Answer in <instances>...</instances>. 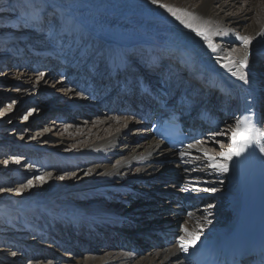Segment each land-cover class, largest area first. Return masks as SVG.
<instances>
[{"label": "rangeland", "instance_id": "1", "mask_svg": "<svg viewBox=\"0 0 264 264\" xmlns=\"http://www.w3.org/2000/svg\"><path fill=\"white\" fill-rule=\"evenodd\" d=\"M245 1L249 2V0H241L238 4L245 3ZM150 5L145 6L140 1L134 2L133 0H106L100 3L92 0H0L1 199L8 196L18 201L27 200L31 194L43 191L46 185L37 177L45 174H53L58 185H66L69 182L73 185L87 180L90 176L87 169L96 166L98 162L91 163L80 159L79 154L87 151L95 140L100 139V135H107L98 128L99 125L96 121L99 118L115 116L136 123L133 117L118 115L116 110L109 112L108 109H102L101 105L95 108L90 106L91 103L88 106L84 105L89 101L83 96L84 94L89 96L88 92L84 91L87 88L98 90L100 98L104 101L107 93L101 92L100 83H92L86 87L84 83H79V71L74 73L73 63H76L81 68L79 70L84 73L86 69L90 70L91 68L88 73L104 81L106 74L111 70L109 69V55L120 49L125 53L129 62L124 68L130 66V69L136 72L133 74L140 75L138 80L127 77L136 85L154 84L160 90L173 89L176 87L170 80L173 77L172 79L178 85V90L182 91L184 96L201 92L204 87L195 82L196 80L201 83L199 78L185 75L181 64H178L174 60L175 58H171L172 55L170 58L158 59L155 70H147L149 67L146 60V57H149L148 54L156 48L164 47L165 44L160 37L153 39L154 37L148 34L149 28L144 24L147 26L152 23L157 26L169 24L165 18L153 13L154 6L157 5L153 3ZM234 12L225 11L226 14H234ZM237 12L238 9L235 13ZM231 34L229 49L240 48L243 50L242 42L236 39V36L241 32H231ZM151 37L152 39H150ZM226 44L227 42H224V45ZM259 54V51L250 53L255 60L251 58L250 65L246 68V72L256 77L264 75V55H261L262 58H260ZM39 57L44 58L45 61L43 60L44 62L41 63L38 61ZM51 59H56L57 64H61V66L59 68L53 65L47 66V61ZM111 71L115 75L118 70ZM144 76L148 77L147 81H144ZM218 92L214 89L208 92L210 97L214 95L213 98H215V102L210 106L224 104L220 100L223 95ZM259 100L261 101L262 98ZM91 101L94 100L91 98ZM262 101L261 112L264 119V100ZM76 105L80 106L83 111L78 110ZM73 106L76 107V110ZM225 119L226 124L223 125L220 132L201 141L205 149L215 157H218V153L222 149L225 150V147L231 143L227 130L228 126L233 123L230 122L232 119ZM105 127L112 131L117 129L108 125ZM262 127L264 128V124ZM69 128L73 134L70 133L71 131H67ZM122 128L123 125L120 130ZM77 130L83 131V135L91 132L86 138H82L81 135L78 139V135L74 136ZM207 141H212L214 144ZM5 161H7L6 164ZM160 176L158 181L161 185L170 183L168 191L176 195L184 193V183H175L174 185L171 180L174 173H170L166 177H162L165 175ZM29 181L33 186L22 188V185H27ZM219 186L220 184H217L214 188L218 189ZM132 188L143 191L141 189L143 187L132 186ZM144 189L149 191L146 195L152 194L150 184ZM164 192L155 195V198L161 202L165 198ZM106 193L111 196L110 198L116 196L113 195L112 190L106 191ZM216 198L218 199L214 197L206 204H198L194 213L183 214L181 212L180 215L186 219L188 216H197V219L203 224L207 223L204 219L207 217V220L216 223L222 219V216H218L214 210V206L220 202L219 197ZM72 201L80 204L88 203L90 198L82 201L72 199ZM174 203L171 199V209H173ZM178 209L184 210L181 207ZM174 213L179 215L177 212ZM145 217L146 219H141L143 217L137 215L135 218H129L130 223L133 225L138 223L137 225L140 227L137 228L135 225L130 230L134 231L137 228L138 231H144V227L151 225L152 222L155 224L164 217V214L159 216L149 213V216ZM40 218L42 220H39ZM186 219H179V224H184ZM189 221L192 223V220ZM58 225L62 224L51 223L48 217L39 214L38 210H33L30 206L20 207L15 203L10 206L0 204V264H68L71 259L85 258L87 253L94 256L106 250L100 245L91 243L90 252L82 251L70 242V238L65 237L66 233L71 232V229L66 226L69 224L62 225L66 226V233L62 232V227ZM82 227L85 226L82 225L78 228ZM39 230H42L43 234H40ZM180 232L181 228L169 232L175 239H171L170 243L165 244L164 240L160 238L162 240L160 244L165 245L166 248H171L176 243L179 244ZM154 234L152 238L155 239L156 235L158 237V233ZM131 237H133L131 240H134V243H139V248L143 247L141 246L144 242L142 238ZM113 238L116 239V235ZM51 239L56 242H51ZM63 243L66 245L68 243L72 247L68 248L64 245L65 249ZM117 246L119 247V243ZM121 250L129 252V249ZM130 252L135 253L131 250ZM137 255L141 256L142 254Z\"/></svg>", "mask_w": 264, "mask_h": 264}, {"label": "bare ground", "instance_id": "2", "mask_svg": "<svg viewBox=\"0 0 264 264\" xmlns=\"http://www.w3.org/2000/svg\"><path fill=\"white\" fill-rule=\"evenodd\" d=\"M92 1L100 3L106 0ZM133 1H140L145 4V6H151L150 4L152 3V0ZM240 1L241 0H160L162 4L182 10V18L197 24L207 21L208 28L213 33L219 30V34H213L211 37L216 51L209 48L206 41L197 36L190 28L185 27L180 20H177L165 8L160 7L159 4L154 6L153 13L165 18L169 24L167 26H157L155 23L149 26L144 24L145 27L149 28L150 32L148 34H151L152 37H154L153 39H155V37H160L165 44L164 47L156 48L149 54L147 53L149 55V57H146L148 62L147 65L149 66L147 70H155L157 68L158 59L162 57L170 58L172 55L171 58H175L174 60H176L178 64H181L183 73L194 78H199L201 83L196 80L195 82L204 87L199 94L194 93L193 95L185 93L187 96H184L179 93L180 90H178V85H176L172 77L170 80H172V83L176 87L168 89L170 93L174 92L175 94H181L176 95V100H187L188 102H186V104H194L195 109H199L200 111L209 110L210 113H212V110L209 109V105L215 102V98H213L214 95L210 97L208 92L213 89L218 90V93L223 95L220 100L224 103L222 104L223 106L216 107L218 116L222 114L225 115L223 118H233L234 123L238 121L239 111L236 105L241 91H252V94L258 96V101L260 98L264 100V75L261 77L252 76L246 72V68L242 69V71L248 73V83L240 80L238 75H233V73L238 70L239 60L243 57L245 50H241L240 48H235L234 50L229 49L231 47L229 43L232 39L231 32H241V36L246 35L253 37L248 47L249 65L250 60H255L250 53L252 54L259 51L260 54L258 57L260 58H262L261 55H264V0H249V2L246 3L245 1V3L239 5L238 3H240ZM236 9H238L237 13H235ZM226 10H231L232 13L233 11L235 12L234 14H226ZM183 13L191 15H183ZM192 17L195 18L194 21L191 20ZM152 37L150 39H152ZM224 42H227V44L224 45ZM113 48L116 47L113 46ZM228 56L236 61V63L230 65V69L223 66L227 62L224 58ZM43 60L45 61L44 58L39 57L38 61L42 63L44 62ZM47 62V66L53 65L56 68L61 66V64H57L56 59H51ZM128 63L125 53L119 49L109 55V69L118 71L113 75L112 71L109 70V73L112 75L110 76L109 73L106 74L104 81H101L100 78H96L94 75H90L88 72H90L91 68L90 70L89 68L86 69L87 72L85 71V73L79 70L81 68L77 66L76 63H73V71L74 73L79 71V81L84 82L85 87L92 83H100L99 87H102L101 92L107 93L108 95L106 94V96L109 97V99H114L116 97V103L122 104V101H130L132 99L130 96H128L127 99L126 89H132L134 92L138 91V86L135 82L127 79L128 75L136 73L133 69H130V66L129 68H124L127 67ZM84 78L88 81L85 82ZM146 78L148 77L144 76V81H147ZM121 79H123L121 85L124 84L125 87L120 88L123 91L118 95V93H114V91L115 88L118 87ZM133 80L136 79L133 78ZM150 86L153 88L152 85ZM146 89L150 91L148 88ZM260 89L262 90L259 91ZM89 91L94 93L92 88H90ZM85 95L86 94L83 96L89 101L84 105L88 106L91 103L92 105L90 106H92V108L96 106L100 107V97L95 98L96 100L92 98L94 101H91V95L88 94V97ZM229 103H231L234 108L229 107ZM179 105L182 106L183 104ZM73 107L75 110L76 107L78 110L81 109L78 105ZM101 108L106 109L103 107ZM214 109L215 107L213 110ZM58 118L60 120V116ZM63 118L65 119V117ZM96 122L99 125L98 128L107 135H100V139L96 137L97 140L88 147L87 151L79 154L80 159L90 161L91 163L98 162L96 166L87 169L90 175L87 180L74 183L73 185H71V182L66 185H58L53 174H45L43 175V177H45L43 184L46 185V188L41 192L31 194L27 200L18 201L8 196L2 199L0 198V204L2 205L10 206L15 203V205L20 207L30 206L33 210H38L39 214L48 217L51 223L59 222L62 225L69 224L66 226L71 229L70 233L65 232L66 226H58H61L62 232L66 233L65 237L70 238V242L84 252H90L91 243L106 248V250L101 251L99 255L91 256L87 253L85 258H76L77 260L71 259L68 261V264H189L188 256H190L191 252L196 247L207 242L219 241L233 229L238 219L237 214L241 203V196L252 198V193H257L246 181L242 182L246 187L244 189L240 188L238 170L244 168L237 167L238 157L234 156L232 160L226 161L229 171L227 173H220L211 167L210 161L204 156V151L206 149L202 142L195 143L191 145V147L188 146L181 155H178L176 153H171L161 142L155 140L146 125L139 122V120L133 123L132 121L129 122L126 119H122V117L114 116L99 118ZM120 123L123 125L121 130L120 128L122 125H120ZM107 125L117 129H113L112 131L110 128L108 129V127H105ZM85 126L87 127V125ZM234 127L235 125L228 126L227 132L229 134V139ZM258 130L264 131V128L259 126ZM67 131L70 132V128L67 129ZM96 131L98 132V130ZM87 132L89 131L87 130ZM70 133L73 134L72 131ZM89 133L83 135V131L77 130L74 136L76 137L78 135L77 137L79 139L82 135V138H86ZM261 141L264 146V137L261 138ZM207 142L214 144L212 141ZM231 146L230 143V145L225 147V150L222 149L221 152H227ZM221 152H219L218 157H216L218 162H224L220 160ZM97 170H99L100 173ZM170 173H174L171 180L177 179V184L181 182L184 183V193H177L176 195L168 191V185L170 183H167V185H161L159 183L158 180L161 177L160 175H165L162 177H166ZM149 184L151 185L152 194L146 195L148 189H144V187ZM217 184H220V186L222 185V187L220 188L219 186L216 192L205 191V189L212 188ZM132 186L135 188L143 187L141 188L143 191H139L137 188L133 189ZM111 190L113 191V195H116L113 198H110L111 196L106 193V191ZM163 191H165L163 196L168 195L171 197L175 195L177 199H186L187 202L195 205V208H198V204L207 203L202 198V195L206 196L205 194H210L214 197H219L220 202L217 203V206L214 204V210L217 212L218 216H222V219H219L216 223H212L211 221V223L206 224L200 222L197 216H188L186 219L180 215V213L186 214L190 212L184 211L185 209L182 207V210H184L180 211L176 203H174V211H172L173 209H171L172 207L170 206L171 199L168 200L163 198L160 202L155 198V195ZM88 198H90V202L88 203L80 204L72 201V199L82 201ZM174 212H177L179 215H175L176 213ZM149 213H155L159 216L164 214V217L160 218L155 224L152 222L151 225L144 227V231H138V223H134L137 228L132 231L134 234H130V236H138L143 239L144 242H142L141 245L143 247L139 249L143 250L144 254L138 256L136 253H131L130 249L129 252H125L118 248L115 244L117 241L113 236H128L126 234L130 233V228H134V225L129 222V218H135L139 215L143 217L141 219H146L145 216L148 217ZM179 219H186V222L184 224H179ZM39 220L42 219L40 218ZM189 220H192V223H190ZM113 223L121 224V227L113 226ZM82 225L85 227L78 228ZM179 228H181L179 236H183L185 239H188L184 232L185 228L190 232L199 231L200 233L196 245L190 247L187 253L181 250L180 243H176L171 248H166L165 245L160 244L162 242L161 239L164 240L165 244H168L165 240L175 239L170 233L168 236L165 235V238L156 237V242L153 244L144 237H141L146 235L152 236L155 235L154 233L160 232H174ZM114 231L117 233H114ZM149 232L152 234H149ZM39 233L41 234L42 230H39ZM85 238L91 239L85 241ZM132 238L133 237H131V239ZM51 242L56 241L52 240ZM131 242L132 241H129V243ZM170 242L171 241H169V243ZM105 243L106 245L103 246ZM135 243L137 245L139 244L137 242ZM64 245L68 248L72 247L68 243L67 245L63 243V246ZM65 246L63 248L66 249ZM84 246L89 248L87 249Z\"/></svg>", "mask_w": 264, "mask_h": 264}, {"label": "snow or ice", "instance_id": "3", "mask_svg": "<svg viewBox=\"0 0 264 264\" xmlns=\"http://www.w3.org/2000/svg\"><path fill=\"white\" fill-rule=\"evenodd\" d=\"M153 4H159L160 7L165 8L169 13H171L177 20H180L182 24L185 25V27L190 28L193 32L196 33L197 36L201 37L204 41L207 42L208 47L211 48L213 51H216V48L214 47L212 43V35L213 34H219V30H217L216 33H213L208 28V22L203 21L202 23H193L189 20H186L182 18V10L172 8L168 5L160 3V0H152ZM183 15L190 16L191 14L183 13ZM191 20H195L194 17L191 18ZM236 39L242 42V46L244 48V55L239 60V67L237 72H234L233 75H238L239 79L244 81L245 83H248V73L242 71V69L249 67L248 62V47L252 42L253 37L251 36H241L237 35ZM226 63L223 65L225 68L230 69V65L236 63L232 57L228 56L225 57ZM27 118V117H25ZM247 118H245L246 120ZM241 124H245L243 128L240 127ZM264 137V131H260L255 128L254 125L249 121L245 123V121H237L236 126L231 132V147L227 150V152H221L220 160L224 162H218L217 158L213 155H211L207 150L204 151V156L210 161L211 167L215 169L216 171L220 173H227L229 171L228 164L226 161L232 160V158L239 157L242 153L245 152V150L253 145H260L261 138ZM191 147V145H189ZM259 151L261 153H264V146H260ZM18 162V161H17ZM5 164L7 161L4 162ZM37 179L44 181L45 177H37ZM32 187V182L29 181L27 185H22V188ZM205 191L209 192H216L217 189L212 187L205 189ZM211 207V205H209ZM207 223H211L210 220H207V217L204 218ZM202 231V229H201ZM184 232L186 233L188 239H185V237H180V248L183 252L187 253L190 247H194L196 245L197 240H199L200 233L197 232H190L187 228L184 229ZM15 255V253H13Z\"/></svg>", "mask_w": 264, "mask_h": 264}, {"label": "water", "instance_id": "4", "mask_svg": "<svg viewBox=\"0 0 264 264\" xmlns=\"http://www.w3.org/2000/svg\"><path fill=\"white\" fill-rule=\"evenodd\" d=\"M150 233V232H149Z\"/></svg>", "mask_w": 264, "mask_h": 264}]
</instances>
